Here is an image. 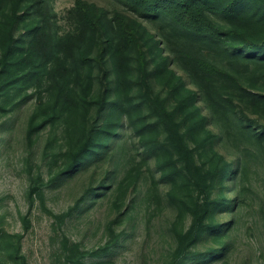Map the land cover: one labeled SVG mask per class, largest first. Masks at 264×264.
<instances>
[{"label": "trees", "instance_id": "trees-1", "mask_svg": "<svg viewBox=\"0 0 264 264\" xmlns=\"http://www.w3.org/2000/svg\"><path fill=\"white\" fill-rule=\"evenodd\" d=\"M50 1L0 0V111L36 95L27 142L47 126L68 139L49 183L100 169L83 199L111 198V234L169 209L168 264L225 258L249 159H264V0H119L111 15L74 0L64 31Z\"/></svg>", "mask_w": 264, "mask_h": 264}, {"label": "rangeland", "instance_id": "rangeland-1", "mask_svg": "<svg viewBox=\"0 0 264 264\" xmlns=\"http://www.w3.org/2000/svg\"><path fill=\"white\" fill-rule=\"evenodd\" d=\"M87 1L105 8L110 15L125 9L119 0ZM73 3L50 1L54 31L68 29L65 18ZM35 103L36 95L17 109L0 111V264H72L76 260L79 264H168L173 249L169 209L163 215L150 210L148 223L140 211L135 214V230L126 222H118L111 234L110 222L116 218L111 198L100 196L92 203L83 199L87 190L99 183L100 169L90 168L49 183L63 168V156L57 155L66 151L68 139L60 134L63 126L52 134L47 126L34 134L32 143L27 142L25 131ZM48 136H52L49 156L43 158ZM132 157L129 154L123 160L121 177L132 165ZM249 161L231 247L225 258L209 264H264V159L255 155ZM106 246L112 250L97 255ZM73 247H78L75 256Z\"/></svg>", "mask_w": 264, "mask_h": 264}]
</instances>
